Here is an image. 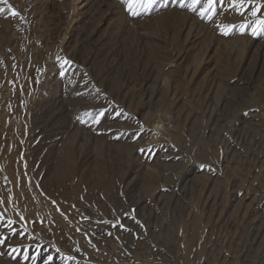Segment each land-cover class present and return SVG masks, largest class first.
Here are the masks:
<instances>
[{
    "label": "rangeland",
    "instance_id": "rangeland-1",
    "mask_svg": "<svg viewBox=\"0 0 264 264\" xmlns=\"http://www.w3.org/2000/svg\"><path fill=\"white\" fill-rule=\"evenodd\" d=\"M206 3L0 0V264H264V0Z\"/></svg>",
    "mask_w": 264,
    "mask_h": 264
},
{
    "label": "snow or ice",
    "instance_id": "snow-or-ice-1",
    "mask_svg": "<svg viewBox=\"0 0 264 264\" xmlns=\"http://www.w3.org/2000/svg\"><path fill=\"white\" fill-rule=\"evenodd\" d=\"M4 2L7 3V0H4ZM198 2H199V0H193V5L195 3H198ZM214 3H215V0H207L205 8L202 9V12L207 10V9H209V8H212ZM232 3H233V5H235L237 7L238 11H241L242 10V6H244L246 3H251V0H232ZM129 6H131V4ZM190 6H192V5H190ZM9 7H11V6H9ZM262 7H264V5L255 4V6L252 8V13L251 14L253 16H257L258 12L261 10ZM0 11H2V9H0ZM12 14L13 15H17L18 13H16V11L13 9L12 10ZM255 25L256 26L253 28V33H255L259 28L264 27V18H258L255 21ZM244 27H245V25L242 24L241 25V30H243ZM225 34H227V30H225ZM121 226H123V225H121ZM48 259L51 260L52 257H49Z\"/></svg>",
    "mask_w": 264,
    "mask_h": 264
}]
</instances>
